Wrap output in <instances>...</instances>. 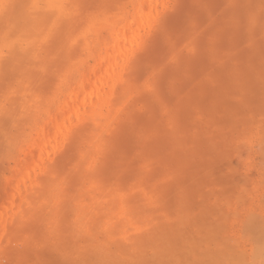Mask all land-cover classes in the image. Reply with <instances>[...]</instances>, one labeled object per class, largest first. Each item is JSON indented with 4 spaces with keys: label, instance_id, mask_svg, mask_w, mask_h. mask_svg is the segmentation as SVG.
<instances>
[{
    "label": "rangeland",
    "instance_id": "obj_1",
    "mask_svg": "<svg viewBox=\"0 0 264 264\" xmlns=\"http://www.w3.org/2000/svg\"><path fill=\"white\" fill-rule=\"evenodd\" d=\"M147 4L107 102L54 126L132 0H0V264H264V0Z\"/></svg>",
    "mask_w": 264,
    "mask_h": 264
},
{
    "label": "bare ground",
    "instance_id": "obj_2",
    "mask_svg": "<svg viewBox=\"0 0 264 264\" xmlns=\"http://www.w3.org/2000/svg\"><path fill=\"white\" fill-rule=\"evenodd\" d=\"M148 1L149 0H132V7H131V11L129 13V16L127 18L121 19L119 22H117L116 24L113 25L111 39L108 40L106 43H104L103 51L100 52L99 54H97L95 57V63H94V66H93L91 72H93L94 75H96L94 78L97 77L96 80L98 82L96 84H92L90 82L92 84V87H90L91 90L89 91V86H88L89 83L87 82V85H86V84H84V82L79 81L80 83H78L76 88L72 89L61 100V102L59 104H56L57 109H55L53 114L50 113V116H48V118H47V120L50 122V124L56 126L59 122L62 123L61 120L63 118H68L71 115L76 117L77 122L85 121V119L88 116H90L94 112H96V108L100 104L107 102L108 93H110V89L112 88V85L114 84V79L118 73V67L120 66L117 62V64L119 65L117 67V64L114 61V52L117 51V56H118V53H119V56H122L120 54L122 52H123L122 54H124V52L125 53L127 52V54H128V52H129V51H127L129 49L128 45H130V46L139 45V43L141 41V36L139 33V29H140L139 27L142 24L143 25L144 24L149 25L150 20L152 19L151 18L152 17V9L150 6H148V4H147ZM153 9L155 10L156 7H154ZM154 13H157L156 10ZM123 41H125V42L128 41V43H124ZM126 44H127V46H125ZM132 48L133 47L130 48L129 53H131V50L134 51V48L133 49ZM117 56L115 57V59L117 58ZM127 57H128V55H127ZM121 58L124 59L123 57H121ZM121 58H119V59H121ZM122 59H121V61H122ZM125 59H126V56H125ZM121 61H120V63H121ZM125 63H126V61H125ZM125 63H123V64H125ZM122 65L120 67H122ZM83 80H81V81H83ZM88 81H89V79H88ZM93 83H95V82H93ZM86 86H88V88L83 90ZM110 86H111V88H110ZM87 89H88V91H87ZM112 90H113V88H112ZM81 91L83 94L82 100H84V103L87 101V100L85 101L84 96L87 95L86 97L88 98V95H89V98H88L89 103H88L87 107L84 106L85 108L83 107L81 102L78 101V100H80V98L78 100H76L79 97L78 93H81ZM86 91L89 94H87ZM82 94H80V95H82ZM58 109L60 110L59 115L57 112ZM59 127L60 126H58L57 128H59ZM65 133H67V132H65ZM58 135H59L58 132L54 134V133H50V132L48 133L45 130H43L42 132L36 133L33 137H31L28 140L27 146L24 149V153H26V154L31 153L32 154V151H33V149H35V147L42 146L43 144H45L49 141H51V142L55 141L56 137H59L61 134L59 136ZM62 136H64V135L62 134ZM60 139H62V138H60ZM62 141H63V139H62ZM63 143H64V141H63ZM59 146H61V145H59ZM31 154H30L31 157H28L27 159L24 158V170L22 173L24 178L27 176V172H29L28 174L30 175V171L35 170V168H38L36 166L40 163L38 161V158L35 157L34 155H31ZM49 162H50V160H49ZM40 165H41V163H40ZM39 169H38V171H39ZM35 172H37V171H35ZM35 175L33 173V175H32L33 177L28 176L29 180L31 181V184H33L36 180ZM15 188H13V189L15 190ZM12 191L13 190L11 189V192H10L11 195L9 194L11 197L14 196V195L12 196V194H13ZM13 199H14V197H13Z\"/></svg>",
    "mask_w": 264,
    "mask_h": 264
}]
</instances>
